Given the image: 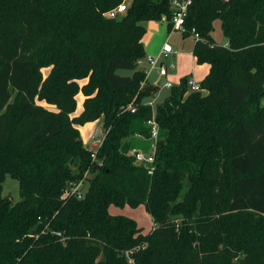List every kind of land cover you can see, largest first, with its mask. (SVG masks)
<instances>
[{
	"label": "trees",
	"instance_id": "obj_1",
	"mask_svg": "<svg viewBox=\"0 0 264 264\" xmlns=\"http://www.w3.org/2000/svg\"><path fill=\"white\" fill-rule=\"evenodd\" d=\"M172 14L170 0H0V264H264V0H191L183 36L208 74L152 109L144 24L170 31ZM96 121L92 162L79 128ZM153 144L148 174L129 153ZM85 172L83 198L67 195ZM111 206H144L152 228Z\"/></svg>",
	"mask_w": 264,
	"mask_h": 264
},
{
	"label": "rangeland",
	"instance_id": "obj_2",
	"mask_svg": "<svg viewBox=\"0 0 264 264\" xmlns=\"http://www.w3.org/2000/svg\"><path fill=\"white\" fill-rule=\"evenodd\" d=\"M144 27L146 29V34L144 36V44H143L145 56L156 57L160 53L161 47L165 43H168L173 49V55L169 57L166 64L169 67L170 64L172 63L174 67L173 70L168 69L170 75L176 74V81L171 82L172 85L178 86L180 84L179 75L182 73H186L189 79L195 78L196 80H198L203 75V72L206 67L195 63L192 59V56L188 55V52L193 51V47L195 43L194 38L191 35L187 37H183L182 34L176 31H169L164 21L150 22L147 24L145 23ZM212 38L219 45H225L227 43L226 38L224 37L221 31L219 21H215L213 24ZM49 71L50 68L42 69V73L44 77L47 76ZM118 74L128 75L129 72L122 70V71H118ZM156 79H157L156 76L152 74L151 77L149 78V81L150 83H152ZM167 97H165L164 99H166ZM164 99L158 98L155 105L160 104V102H162ZM261 102L262 104H264V98L262 99ZM38 104L44 106L45 108L53 110L52 107L46 105L44 102H39ZM81 107H82V97L81 94H79L76 98V111L74 114L75 116L80 114ZM100 125L101 122L88 123L80 127V137L82 142L84 143V146L87 149H92L93 132L94 129ZM187 187H188V183L185 181L184 190L182 193H184ZM2 196L11 199L13 203L18 201L19 188L17 181L13 180L9 176H6L3 182ZM181 198H182V194L180 199ZM109 212L115 216H125L133 219L137 223V225L140 228H142V230L145 232L149 231L152 228L153 223L151 217L146 212L144 206H139L137 208H131L129 206H124V207L111 206L109 208Z\"/></svg>",
	"mask_w": 264,
	"mask_h": 264
},
{
	"label": "built area",
	"instance_id": "obj_3",
	"mask_svg": "<svg viewBox=\"0 0 264 264\" xmlns=\"http://www.w3.org/2000/svg\"><path fill=\"white\" fill-rule=\"evenodd\" d=\"M190 4H191V0H170V6L171 9L173 10L170 31H176L182 35L186 33L184 24L187 15V10ZM125 11H126V4L122 3L114 10L108 12L106 16L108 18H116L118 16L123 15ZM191 36H193L195 41L199 39L198 35L194 31H192ZM171 53H172L171 46L168 43H165L162 47V50L156 57L144 56L143 58L139 59L136 62L137 67L142 70V73L144 75V80L141 83V87H143L147 83L150 74L155 70L157 71L158 77L160 78L167 77L168 72L164 62L168 58V55ZM169 67L173 68V65L170 64ZM185 83L188 87V92H198L200 90V85L197 84L193 79H189V78L185 79ZM159 87L164 89H171L173 86L170 81H165L163 83L159 81ZM145 104L150 106L152 109H154V103L152 100L146 102ZM128 109H130L132 113L134 112V108L132 107V105H129ZM148 125L151 128L150 140L154 142L157 139L158 126L155 123L154 119L149 121ZM101 128L102 126H98L94 129L92 136L93 139L92 149H88L91 152L90 158L92 162L97 161L96 153L103 141L104 131H102ZM129 156H131L134 165L145 168L148 174L152 173L154 169V158H155L154 144L151 146L150 150L147 153L139 150H132L129 153ZM97 164L100 165V163ZM88 176L89 173L85 172L80 180L70 185L66 194L75 197L77 199H82L86 192V187H87L86 182Z\"/></svg>",
	"mask_w": 264,
	"mask_h": 264
},
{
	"label": "crops",
	"instance_id": "obj_4",
	"mask_svg": "<svg viewBox=\"0 0 264 264\" xmlns=\"http://www.w3.org/2000/svg\"><path fill=\"white\" fill-rule=\"evenodd\" d=\"M147 23H150V22H147ZM146 23V24H147ZM146 34V33H145ZM145 36V35H144ZM184 37V36H183ZM193 37V36H192ZM194 41H195V39H194ZM143 44H144V38H143ZM195 44V43H194ZM163 47V46H162ZM162 47H161V50H162ZM160 50V51H161ZM173 55V49H172V53L171 54H169L168 55V58L166 59V61L164 62V64L166 65L167 64V61H168V59H169V57H171ZM188 55L189 56H192V59H193V61L196 63V59H195V57L193 56V54H192V52H188ZM172 64V63H171ZM173 65V64H172ZM202 66H205L206 68H205V70H204V72H203V75L198 79V80H196L195 78H193V80L194 81H196V83L197 84H199L202 80H203V78L208 74V71H209V66L208 65H206V64H202ZM166 67H167V72H168V75H167V77L166 78H160V77H158V74H157V71L155 70V71H153L151 74H150V76H149V78L151 77V75L153 74V75H155L156 76V80L155 81H153L152 83H150V81H149V78H148V80H147V83L149 84V85H152V86H157L158 87V90H157V92L155 93V95L150 99V100H152L153 101V103H154V105L156 104V102H157V100H158V98H165V97H167L168 96V94L170 93V89H164V88H161V87H159V81H161L162 83L163 82H165V81H170V82H175L176 81V74H172V75H170L169 74V70L171 69V70H173V68H170V67H168L167 65H166ZM169 69V70H168ZM180 76V82L179 83H181L182 82V80H184V79H188L189 77H188V75H186V73H182V74H180L179 75ZM192 77V76H191ZM173 87H174V85H172ZM150 100H148V101H150ZM147 101V102H148ZM161 103V102H160ZM100 121H96V122H93V123H99ZM101 126V125H100ZM79 131H80V128H79ZM84 144V143H83Z\"/></svg>",
	"mask_w": 264,
	"mask_h": 264
},
{
	"label": "water",
	"instance_id": "obj_5",
	"mask_svg": "<svg viewBox=\"0 0 264 264\" xmlns=\"http://www.w3.org/2000/svg\"><path fill=\"white\" fill-rule=\"evenodd\" d=\"M182 83L184 84L185 83V79L184 80H182ZM102 129V131H103V128H101ZM8 199V198H7Z\"/></svg>",
	"mask_w": 264,
	"mask_h": 264
}]
</instances>
